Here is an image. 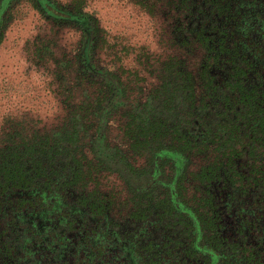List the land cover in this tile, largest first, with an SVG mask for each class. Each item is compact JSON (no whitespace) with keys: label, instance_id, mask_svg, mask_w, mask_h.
I'll use <instances>...</instances> for the list:
<instances>
[{"label":"trees","instance_id":"trees-1","mask_svg":"<svg viewBox=\"0 0 264 264\" xmlns=\"http://www.w3.org/2000/svg\"><path fill=\"white\" fill-rule=\"evenodd\" d=\"M20 1L0 0V42ZM25 1L52 22L76 26L81 38L73 58L54 61L61 123L0 142V264H264L252 245L223 244L234 237L212 191L222 171L238 194L249 190L243 181L264 186L257 0H132L158 16L163 48L154 82L137 88L143 98L135 103L130 74L97 64L106 39L83 0ZM118 116L124 148L107 134ZM193 149L215 156L190 173ZM242 156L248 174L237 169ZM96 170L122 179L128 211L115 212L111 198L87 187Z\"/></svg>","mask_w":264,"mask_h":264},{"label":"rangeland","instance_id":"rangeland-1","mask_svg":"<svg viewBox=\"0 0 264 264\" xmlns=\"http://www.w3.org/2000/svg\"><path fill=\"white\" fill-rule=\"evenodd\" d=\"M83 1L84 9L98 19L106 39L97 50V64L117 72L121 68L127 71L132 88L130 101L141 100L137 88L154 82V72L162 60L158 16L150 17L132 0ZM9 12L0 42V142L13 133L19 137V132L49 130L61 123L65 113L60 96L63 88L55 80L54 61L63 59V54L73 58L81 38L76 26L48 20L25 0ZM44 40L50 44L49 55L42 54ZM57 88L60 92L55 91ZM120 117L110 120L107 134L110 142L124 148L128 140L123 141L120 126L125 118ZM208 153L211 151L189 152L190 173ZM127 154L133 164H144V157L138 153ZM93 171L86 178L87 187L111 198L115 212L129 210L133 201L122 179L110 171ZM185 189L191 194V182L185 184Z\"/></svg>","mask_w":264,"mask_h":264},{"label":"flooded vegetation","instance_id":"flooded-vegetation-1","mask_svg":"<svg viewBox=\"0 0 264 264\" xmlns=\"http://www.w3.org/2000/svg\"><path fill=\"white\" fill-rule=\"evenodd\" d=\"M256 5V10L263 12V16L256 26L260 30V27H264V0H257ZM258 36L262 38V34ZM257 150L261 154L259 147ZM262 150L264 151V148ZM214 156L215 153L212 151L208 153L195 170H198L203 163L212 162ZM237 162V169L243 174H248L249 170L245 167L248 164L246 158L242 156L238 158ZM240 166L242 167L240 168ZM220 175L219 180L216 178L212 182V191L219 204L221 222L224 225H230L231 236L234 237L233 241L225 239L223 244L230 245L229 242H231L238 245H252L259 253L264 254V186L256 187L252 183L247 184L243 181L249 190L245 194H238L223 171L220 172ZM222 237H225L224 233H222Z\"/></svg>","mask_w":264,"mask_h":264}]
</instances>
